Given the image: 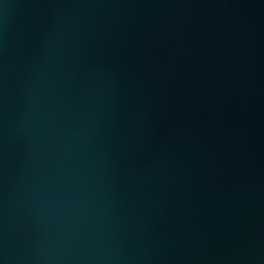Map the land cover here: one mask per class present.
<instances>
[{
    "label": "water",
    "instance_id": "1",
    "mask_svg": "<svg viewBox=\"0 0 264 264\" xmlns=\"http://www.w3.org/2000/svg\"><path fill=\"white\" fill-rule=\"evenodd\" d=\"M0 264H264V0H0Z\"/></svg>",
    "mask_w": 264,
    "mask_h": 264
}]
</instances>
